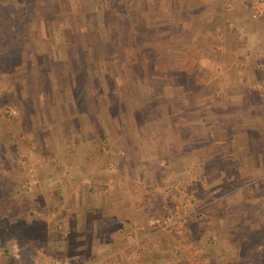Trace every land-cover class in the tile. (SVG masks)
I'll return each mask as SVG.
<instances>
[{
	"label": "crops",
	"instance_id": "crops-1",
	"mask_svg": "<svg viewBox=\"0 0 264 264\" xmlns=\"http://www.w3.org/2000/svg\"><path fill=\"white\" fill-rule=\"evenodd\" d=\"M202 2L69 0L78 29L28 35L31 58L46 50L63 58L52 70L27 63L26 75L46 72L45 91L26 82L18 102L41 144L31 183L47 189L44 204L60 203L73 238L67 263L149 262L164 235L138 239L136 224L151 211L167 212L166 203L173 209L171 188L192 201L182 220L190 238L164 240L162 259L179 264L176 250L189 248L208 252L191 255L193 264L259 262V252L250 251L264 248V36L256 33L249 50L241 35L239 44L210 43L207 32L222 16L216 1L198 11ZM16 5L24 10L23 0ZM47 16L39 24L56 27L55 15ZM14 17L3 21L6 31L23 13ZM38 42L48 48L35 54ZM202 213L215 228L192 227ZM133 248L138 257L127 255Z\"/></svg>",
	"mask_w": 264,
	"mask_h": 264
},
{
	"label": "rangeland",
	"instance_id": "rangeland-1",
	"mask_svg": "<svg viewBox=\"0 0 264 264\" xmlns=\"http://www.w3.org/2000/svg\"><path fill=\"white\" fill-rule=\"evenodd\" d=\"M16 1L18 0H7L6 4L0 7V70H2L0 71V264H50L54 259L61 264H72L67 263L66 260H68L69 246L72 244L73 238L67 234L65 226L60 221L62 216L59 211L60 203L51 200L48 206L44 204L43 195L46 194L47 189L44 188L45 186L39 185L38 187L31 183L36 180V164L32 162V154L35 150L41 152V144L32 139L30 120L28 119L30 114L22 113L18 101L25 94L26 82L32 81L34 90L38 93L45 91L44 86L46 85L42 84L44 82L42 76H46V72L40 71L39 73L38 69H34L33 74L26 75L24 70L27 63L34 64L33 59L39 68L45 64L52 70L55 66L54 60L63 59L60 56L61 51H56L58 57H55L54 50L53 52L52 50L47 51L48 46L46 44L42 46L39 42L40 47L35 49V54L42 53L41 49L44 48L46 55L40 54L31 58V54L25 51L26 47L30 49V45L32 46L30 42L26 46L30 32L41 35L43 32L41 30L44 28L47 34H67L70 29L73 31L78 29L79 17L77 12L74 14L71 12L72 15L68 17V13H70L69 0H34L35 2L33 1L25 11L16 5ZM214 1L219 4H216L217 11L222 18L219 25L214 26L215 28L209 33L207 32L209 38L214 39V42L210 39L209 42L217 46L227 43L239 44L238 38L241 35L242 40L246 39L243 41L246 49H253V37L256 36V33H261L264 36V0H203L198 11L206 12L211 8L212 3H215ZM257 7H262L263 12H258ZM16 12H22L23 17L17 22L14 21V24H9L10 28L6 31V24L3 21L14 19ZM47 13L55 15L56 27L52 24H42V26L39 24V20L43 19V16L48 17ZM229 17L238 25L231 22ZM34 18L38 20V23ZM68 21L75 22L69 24L73 27L69 28ZM31 27L32 30H30ZM122 28V33H124L125 26L123 25ZM73 31L69 33L72 39ZM231 35H237V40L233 39ZM223 36L225 37L223 38ZM218 38L223 39L219 41ZM262 47H264L263 43ZM25 54L27 57L24 56ZM77 62V57L68 60V64ZM21 70L23 71L21 72ZM175 193V189L171 188L168 195L177 199L173 204V209H169L166 203L167 212L162 213L161 210L159 213H154L151 211L152 214L147 215L136 224L135 235L138 239L147 233L157 236L158 234L164 235V237L161 236L162 239L158 238L161 245L156 241L160 245V249L151 250V254L149 252L150 259L146 264H175L174 261L161 258L168 252L166 248L163 249V241L169 242L170 239L179 241V239L190 238L189 234L182 232V220L193 212L192 201L190 198L179 199ZM182 212H185V215H182L184 214ZM204 216L202 213L200 218L198 216L194 218L195 220L191 222L194 229L208 231L212 227L215 228L213 223L204 219ZM153 218L164 220L165 223L152 227L147 226V220ZM53 222L54 227L49 228ZM262 241L264 243V238ZM176 251L175 259L179 264H193L190 257L194 254L208 258L206 256L208 252L202 251V249L191 252L189 248H181ZM257 251L261 257L256 264H264V248L250 252ZM174 252V249H170V259L174 258ZM127 255L138 257L140 253L136 248H133ZM122 256L126 258L125 254ZM122 256L119 258L124 259ZM102 264L107 263L102 262Z\"/></svg>",
	"mask_w": 264,
	"mask_h": 264
},
{
	"label": "built area",
	"instance_id": "built-area-1",
	"mask_svg": "<svg viewBox=\"0 0 264 264\" xmlns=\"http://www.w3.org/2000/svg\"><path fill=\"white\" fill-rule=\"evenodd\" d=\"M257 11L258 12H263V8L262 7H257ZM165 221L164 220H160V219H148L147 222H146V225L149 226V227H152V226H157V225H162L164 224ZM50 264H61L58 260H52L50 262Z\"/></svg>",
	"mask_w": 264,
	"mask_h": 264
},
{
	"label": "trees",
	"instance_id": "trees-1",
	"mask_svg": "<svg viewBox=\"0 0 264 264\" xmlns=\"http://www.w3.org/2000/svg\"><path fill=\"white\" fill-rule=\"evenodd\" d=\"M23 1H24V11H25L30 6V5L27 4L30 0H23ZM2 221H3V219H2Z\"/></svg>",
	"mask_w": 264,
	"mask_h": 264
}]
</instances>
